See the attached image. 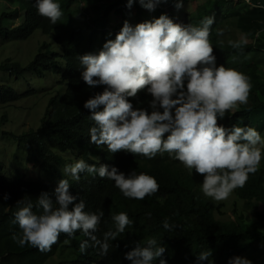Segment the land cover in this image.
Masks as SVG:
<instances>
[{"label": "trees", "instance_id": "obj_1", "mask_svg": "<svg viewBox=\"0 0 264 264\" xmlns=\"http://www.w3.org/2000/svg\"><path fill=\"white\" fill-rule=\"evenodd\" d=\"M4 1L16 8L0 11L2 42H26L37 33L51 40L40 43L38 53L27 66L7 60L2 69L18 78L28 71L39 78L58 74L61 89L47 101L38 128L10 133L19 149L27 154L26 161L40 168L42 176L37 181L0 176V264H130L125 254L148 238H156L166 247L163 258L167 264H197L198 253L205 250H210L212 255L204 264H228L236 256L246 257L252 264H264V152L259 170L249 175L243 188L235 189L242 206L239 209L235 202L234 217L223 220L218 214H224V205L201 191L203 176L194 170L190 174L169 153L147 159L123 150L113 154L106 146L97 148L89 143L93 122L84 103L102 92L103 86L86 85L81 79L78 57L98 54L108 39H115L125 21L135 26L164 14L174 21V4L180 0H161L154 10L144 8L139 0L130 9L128 0H59L63 16L55 25L38 14L35 0ZM82 17L85 25L79 23ZM205 17L215 18L209 40L214 47L216 66L236 69L249 77L251 83L248 103L238 104L218 123L226 128L253 127L264 137V59L254 61V56H264V0H206L188 14L190 24L195 26ZM228 22L250 38L242 49L232 48L217 35ZM38 92L34 89L21 94L10 84H0V108ZM151 99L142 91L132 102L134 107L147 108ZM73 154L77 160L84 159L97 167L106 164L125 174L147 173L156 178L159 189L138 200L124 197L114 181L98 175L93 177L84 172L76 181L62 173L65 165L72 164L67 160H72ZM63 178L69 180L70 192L85 201V211L104 212L95 233L99 239H103L106 231L115 230L113 215L126 212L133 221L124 233L109 242L106 256L92 246L82 253L80 243L88 237L80 231L73 237L61 233L51 250L44 252L30 245L20 247L12 240V235L20 232L18 224L13 223L17 202L27 197L35 204L41 193L52 194ZM165 218L176 225L173 231L163 228Z\"/></svg>", "mask_w": 264, "mask_h": 264}, {"label": "clouds", "instance_id": "obj_2", "mask_svg": "<svg viewBox=\"0 0 264 264\" xmlns=\"http://www.w3.org/2000/svg\"><path fill=\"white\" fill-rule=\"evenodd\" d=\"M139 2L154 10L161 0ZM134 3L135 0H128L127 7L130 9ZM35 7L53 25L63 16L59 0H35ZM176 7H183L182 0ZM175 20L164 14L135 26L125 21L115 39H108L98 54L78 57L81 79L86 85L103 86L102 92L84 103L93 122L89 143L97 148L106 146L113 154L123 150L147 159L167 152L190 174L194 170L203 176L204 196L223 201L235 189L245 186L262 160L264 137L259 131L249 126L226 128L218 123L238 104L248 103L251 83L236 69L216 66L209 40L214 17H205L199 26H185ZM217 35H223V30ZM229 44L242 49L248 44V37L244 35ZM142 91L152 97L149 106L134 107L132 99ZM84 172L114 181L126 198L143 200L159 189L156 178L147 173L125 174L115 166L97 167L84 159L65 165L62 170L64 176L76 181ZM70 188L69 180L63 178L52 194L41 193L35 204L27 197L18 201L13 223L18 224L20 232L14 233L12 240L20 247L30 245L44 252L51 250L61 233L73 237L80 231L88 237L80 243L82 253L92 246L106 256L109 242L116 240L133 221L126 212L113 215L115 230L106 231L99 239L95 233L104 212L85 211V201L73 195ZM34 208L41 211H33ZM163 228L173 231L176 225L165 218ZM165 252L166 247L156 238H148L124 258L130 264H167ZM211 255L210 250L199 252L197 264H204ZM228 264L252 261L236 256Z\"/></svg>", "mask_w": 264, "mask_h": 264}, {"label": "rangeland", "instance_id": "obj_3", "mask_svg": "<svg viewBox=\"0 0 264 264\" xmlns=\"http://www.w3.org/2000/svg\"><path fill=\"white\" fill-rule=\"evenodd\" d=\"M182 2L183 7L180 9H177V3L174 4L175 23L185 26L190 25L188 14L192 13L199 4L205 3L206 0H184ZM15 8L16 5L0 0V11L5 9V11H11ZM85 22L83 17L80 18L79 23L81 25H85ZM9 25L14 24L9 23ZM16 25H19V23L17 22ZM220 30H223V35H220L222 40L228 43L229 41H237L240 37L247 35L231 22L223 24ZM45 39L50 41L51 37H45L41 33H37L26 42L4 43L0 40V84H10L21 94L34 89L39 91L37 94H30L18 102L8 104L5 108H0V164L2 167L0 176H20L34 181L42 176L40 168H36L26 161L27 154L19 149L18 143L10 133H21L31 127L38 128L41 125V118L44 115L47 101L61 89L58 84L60 77L58 74H54L39 78L28 71L24 77L18 78L4 71L2 66L7 60L19 61L23 66H27L30 60L36 56L40 43ZM248 41H250L249 37ZM262 59H264L262 55L254 56V61ZM263 152L264 149H262ZM67 161L69 163L76 162V156L74 155L72 160ZM217 202L224 205L222 210L224 214H218V217L223 220L234 217L235 202H238L239 209L242 206L241 201L237 198L236 190L230 194L228 199ZM56 261H58V258H56ZM48 264H52V262Z\"/></svg>", "mask_w": 264, "mask_h": 264}, {"label": "built area", "instance_id": "obj_4", "mask_svg": "<svg viewBox=\"0 0 264 264\" xmlns=\"http://www.w3.org/2000/svg\"><path fill=\"white\" fill-rule=\"evenodd\" d=\"M248 2H250V0H247Z\"/></svg>", "mask_w": 264, "mask_h": 264}]
</instances>
